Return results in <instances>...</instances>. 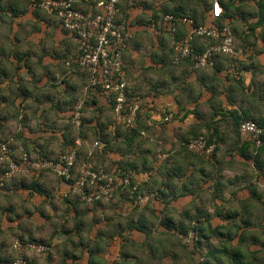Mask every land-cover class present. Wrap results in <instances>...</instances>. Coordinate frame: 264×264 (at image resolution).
Here are the masks:
<instances>
[{"label":"crops","instance_id":"crops-1","mask_svg":"<svg viewBox=\"0 0 264 264\" xmlns=\"http://www.w3.org/2000/svg\"><path fill=\"white\" fill-rule=\"evenodd\" d=\"M37 1L0 0V141L10 138L17 147L34 146L33 150L53 154L54 150L62 151L76 142L81 143V151L88 148L91 134L96 138L100 134L112 136L107 137L112 141V150L105 155L110 165L116 166L115 162L125 159L136 162V170L131 173L144 191L137 205L129 200L124 202L134 226L137 216L143 215L139 227L146 233L135 227L125 228L116 214H106L109 211L103 202L72 204L76 197L69 194L68 183L50 173L36 175L31 182L22 181L13 191L18 199L13 200L23 204L27 214L30 210L26 207L40 203L33 217L37 223H44V215L61 217L66 212L71 218L77 213L80 220L95 214L106 217L95 223L91 230L94 235L88 239L82 233L77 236L82 222L78 226L64 220L58 222L57 233L46 242L54 251L47 260L45 256L32 255L30 264H172L171 256H161L169 243L153 247L150 238L154 233L159 240L177 238L180 234L175 230L179 231L181 225L188 227L195 218L199 221L202 241L209 242L214 251L211 264L235 261L263 264L264 203L260 200L262 189L256 185L264 182L256 181L260 172L240 152L243 142L250 139L240 134V140L236 141L232 115L235 111L240 115L255 114L252 110L257 99L253 100L249 94L254 84L258 86L256 75H264V29L255 25L258 20H264V0H221V21L247 50L218 56L201 70H194L185 61L174 66L172 36L167 32L156 33L150 21L158 22L165 14L172 13L210 26L215 22L210 13L212 0H119L121 17L129 20L132 34L123 51V70L129 90L142 106L140 135H148L141 145L133 142L128 157L122 156V151L117 153L120 147L113 149L118 142L115 138L118 122L114 121L118 119L113 115L111 124L107 121L114 114L110 101L101 93L87 90L86 72L66 66V60L75 51V41L62 30L55 17L33 6ZM98 1L81 0L80 6L86 12H95ZM250 26H256L253 36ZM189 29L181 26L179 36ZM202 42H196V47ZM252 44H255L253 48ZM262 88L263 84L259 91ZM92 101L95 104H90ZM78 102L84 106L79 128L73 126L70 118L71 106ZM212 128L218 131L215 139L222 138L214 158L186 150L180 139L183 134L197 130L205 135ZM117 138L124 142L123 136ZM148 140L157 143L156 152L146 147L141 153L140 148L146 141L149 144ZM100 143L97 152L104 147ZM140 153L141 161L137 159ZM91 156L88 151L87 159ZM34 183L36 190L29 186ZM116 197L119 200L120 196ZM52 202L54 207L49 206ZM6 209L8 212L9 208ZM147 214L150 218L157 216L158 224L146 220ZM10 223L13 221L0 220V238L3 236L0 262L11 255L4 239L9 230L25 239H39L34 232L40 226L29 223L24 228V224ZM124 230L123 234L131 238H123L120 231ZM136 243L151 246L142 256L144 260L134 254ZM61 245H67L68 249L62 250ZM193 258L197 260L194 254Z\"/></svg>","mask_w":264,"mask_h":264},{"label":"built area","instance_id":"built-area-1","mask_svg":"<svg viewBox=\"0 0 264 264\" xmlns=\"http://www.w3.org/2000/svg\"><path fill=\"white\" fill-rule=\"evenodd\" d=\"M80 3L81 0H39L33 6L55 17L62 30L75 41V51L66 60V66H76L86 72L87 90L95 94L101 93L109 101H113L115 103L113 112L117 119L123 120L126 127L133 128L139 109L138 97L134 104L127 105L126 117L122 116L129 96L122 62L126 42L132 38L129 20L121 17L119 0H99L95 4V12H86ZM210 13L213 19L222 16L221 0L211 1ZM150 26L158 34L167 32L174 37L170 42V48L175 65L190 60L194 70H201L208 66L212 56H231L236 51L228 26H224L220 31L213 26L196 25L191 18L171 13L165 14L158 22L151 20ZM181 26L190 28L184 37H179ZM204 39H212L217 43L210 45L203 53H197L194 45ZM71 115L74 125L79 128L83 120V105L81 103L75 105ZM164 120L167 121L168 118ZM238 131L248 136L256 148L263 145L260 138L263 129L255 122L249 120L240 122ZM93 145L98 147L99 143L94 142ZM80 148L81 143L76 142L73 148L54 156L43 155L35 149L30 153L21 148L18 155L13 152L12 140L1 141L0 188H4L16 176L50 173L67 182L69 194L81 202L91 204L110 199L120 182L115 183L114 178L106 174L103 167L83 162L78 165L77 177L73 175ZM187 150L207 156L213 152L214 146H208L205 138L200 136L189 140ZM123 183L127 184L128 179H124ZM260 187L264 201V184H260ZM11 189L14 191L15 187ZM188 237L190 238L187 239L188 244H193L196 235L191 233ZM47 248V245L17 239L13 249L19 257L12 264H26L23 253L44 254ZM205 253L206 249H203L201 255L199 254L200 261Z\"/></svg>","mask_w":264,"mask_h":264},{"label":"trees","instance_id":"trees-1","mask_svg":"<svg viewBox=\"0 0 264 264\" xmlns=\"http://www.w3.org/2000/svg\"><path fill=\"white\" fill-rule=\"evenodd\" d=\"M174 15L175 16H180L179 14H174ZM213 20L215 22L213 24H211L210 26H213V27L217 28L220 31H221V29L224 26H228V25L224 24L221 21V17L218 18V19H213ZM195 24L196 25H200V24H197V23H195ZM201 25H204V24H201ZM255 25L256 26L257 25H261V27L264 29V20H262V19L258 20V22ZM256 26H254L253 28L251 26L249 27V30H250V33H251L250 35H252V36L254 35V29H255ZM230 32H231V30H230ZM231 34H232V32H231ZM263 34H264V31H263ZM232 36H234V35L232 34ZM181 37H184V36H181ZM173 38L174 37L172 36V39ZM233 40H234V37H233ZM246 40H247V38H246ZM262 41L264 42L263 38H262ZM216 43L217 42L213 41L212 39H204L199 48L196 47V43H195L194 46H195V50H196L197 53H203L206 49H208V47L210 45H213V44H216ZM234 45H235V43H234ZM252 45L251 46L253 48L255 46V44H252ZM245 48L246 47L239 46L238 44L235 46V50H247ZM248 48H250V47H248ZM218 56H223V55L212 56L209 59L208 66H210V64L212 63L213 59L218 57ZM185 62H188L190 65H192V61H190V60H185ZM91 99L93 100L95 98H91ZM136 99H137V96L129 90L128 100H127V103L124 105V110L122 112V116L123 117H126V115L128 113L127 105L134 104L137 101ZM90 104H95V103L92 101V102H90ZM109 105H110L111 110L113 111L115 103L113 101H110ZM83 109H84V106H83ZM141 112H142V106H141V103H140L139 104V109H138L137 114H136V119H135V122H134V126L131 129L126 127L125 122L123 120H119L118 119V123H117L116 128H115V132H116L115 138L117 140L118 136H123L124 144L126 146L125 151L123 150L124 152L122 151V153H121L122 156H125V155L130 153V150L133 148L132 147L133 142L136 141L137 138L140 135L139 133H140V130L142 129V124H141V121H140ZM230 114L232 115V113H230ZM70 118L72 119L71 115H70ZM246 120L255 122L260 128L263 129V133L260 136V138H261V140L263 142V145L260 148H256L254 143L251 142V141H249L248 143L247 142L246 143L243 142V144L240 146V149H241L240 152L243 154L245 159H250L252 161L255 169L260 172V174H258V178H257L256 181L258 182V181L262 180L264 182V118L254 119L251 115H246V114L240 115L238 113V111H235V113H233V115H232V131H233L232 134H234V137H235L236 141L240 140V137H239L240 133L238 131L239 124H240V122L246 121ZM212 129H213L212 132H210L209 130H208V133L206 132V134H207L206 137L201 132H197V130H195V131L190 132V134L189 133L183 134L180 139L183 141L184 147L187 150V144H188L189 140L194 139V138H198L200 136L204 137L208 146H210V145L214 146L213 152L211 154L207 155V156L211 157V158H214L216 156V152H217V149H218V141H222V138L220 137V138L215 139L217 137V135H218V131L215 128H212ZM97 138H98V142H102L104 144V147L101 149V152L98 151V152H96V154L93 155V156H96V158L91 156L86 162L89 163V164H92L94 166H97V167H103V169L105 170V173L110 175V176H112L114 178L115 183L116 182L117 183L120 182L118 184L117 190H115L113 193L116 194V196H120V198H122L123 200H125V201L129 200L131 203H134V204L137 205L138 201H139L138 197L140 195H142L141 193H143L142 191H144V189L142 188V186H140V184L139 185L136 184V182L133 179L132 173H131L132 171L136 170V162H134V161L133 162H129L128 159H125L124 161L115 162L116 166H113L114 164H111L109 167L105 166L104 163L107 161V158H106L105 155L112 150L111 147H112L113 144H112L111 140H108L106 137H104L101 134L98 135ZM66 144H67V142H66ZM68 144H69V142H68ZM70 145L67 146L66 148H64V150L67 151L70 148H73L75 146V143L73 145H71V146ZM138 145H141V143H137V146ZM81 149H82V146H81L79 152L81 151ZM25 150L27 152L30 151L26 147H25ZM64 150H62V152H64ZM39 152L41 154H43V155H48L44 151H42L41 149H39ZM188 152L191 153L190 151H188ZM191 154L196 155V153L195 154L191 153ZM200 155L201 154H199V156ZM94 159H95V162H94ZM79 162H80V160H79V155H78V163L74 167V171H73V175L75 177H77V174H78L77 168H78V165L80 164ZM0 173H1V171H0ZM40 175L41 174H39V176ZM124 179H128V183L127 184L123 183ZM29 186H32V189L36 190L35 187H37V184L34 183V184L29 185ZM26 187H28V186H26ZM15 190H16V188H15ZM68 199H65V201L66 202H70L69 201L70 199L69 200ZM260 200L264 203V201L262 200V194L260 195ZM101 202L102 201L94 202V203H91V205L92 204H98V203H101ZM72 204H77L78 205V204H86V203L81 202L78 198H76L75 201H72ZM134 208L136 209V206H134ZM77 215L78 214L76 213L75 219L73 221H74V224H76L78 226L79 223L82 222V220H80L79 216H77ZM141 218L143 219V215H138L137 216L136 221L138 222V224H135L136 226H134L133 223H132V220L130 218V215H129V220H131V222H129L126 227H129V226L132 227V228L135 227V229H137L138 231L146 233L145 230L142 229V227H139L141 225L142 221H143V220H141ZM154 218L156 219L157 216H154ZM198 224H199L198 218H195L194 220H192L190 222L188 227H185V226L181 225V228L179 229V231L175 230V232H179L180 236H188L190 232L194 233L196 235V239L193 240L192 251L195 254H197V258H198V260H196L197 264H211L209 261L214 256V251L210 248L209 242L202 241ZM77 231H78V229H77ZM149 233H151V231H149ZM177 238H178V235H177ZM18 239H20L23 242H31V240H26L22 236H18ZM46 245L49 246L48 243ZM95 245H97V243ZM186 248H188V247L186 246ZM92 249L96 250V247L93 246ZM203 249H206V253L204 254L203 259L200 261L198 256H199V254L201 255V251ZM13 252H15V250L12 249V253H11V255H9V258L5 259L4 261L1 260L0 263L1 264H12L19 257V254L17 252H15L16 254H13ZM89 253H90V256H91L92 251L90 250ZM32 255H34V254H32ZM23 257L25 259L26 264H30L29 260H30L31 257H28L27 254H23ZM89 264H94V263L91 262ZM231 264H242V263H239V262L235 261V262H233Z\"/></svg>","mask_w":264,"mask_h":264},{"label":"rangeland","instance_id":"rangeland-1","mask_svg":"<svg viewBox=\"0 0 264 264\" xmlns=\"http://www.w3.org/2000/svg\"><path fill=\"white\" fill-rule=\"evenodd\" d=\"M240 41L241 40H239L238 38H235L234 37L235 46L237 44L239 46H241ZM174 66H175V64H174ZM254 73L256 75V72H254ZM256 76H257V79H258V80L256 79V82L258 81L257 82L258 83V86H255V84L253 85V92H252V94H249V97L250 98L252 97L253 100H255V98L257 99L256 100L257 103L254 105V107H253L254 109L252 110L253 113H255V114H251V116L254 119H259V118H264V88H262L261 91H259V88L262 86V84H263V87H264V75H262L263 77H260V75L259 76L256 75ZM259 81H260V84H259ZM254 82H255V80H254V78H252V83H254ZM127 83H128V81H127ZM75 105H78V104H75ZM75 105H73L71 107H74ZM113 115H115V114L111 113V115H110V119L109 120H111V121L107 120L108 122H110V124L113 121L111 119V117H113ZM114 121H115V123L118 122L117 120H114ZM72 123H73V121H72ZM113 124H114V122H113ZM73 126H74V123H73ZM70 129L72 130V128H70ZM202 134H204V133H202ZM206 135L207 134L205 133L204 136L206 137ZM107 137L110 139L112 136L107 135ZM145 137H146V139L148 138V135L146 133H144V136L143 135H139V137L136 140V143H141L142 144L143 141H144V139H145ZM117 139H118V142L115 143V145L113 146V149L114 150H117L120 147V149L117 150L118 151L117 153H120L123 150L125 151L126 146H125L124 142H122V139H119V138H117ZM9 140H10V138H9ZM95 140H98V139L95 136H93V134H91L90 139H89V143H88V145H90V146H88L89 150H88V148H85L84 150H82V151L79 152V160H80L79 163H83V162H86L88 160L87 159V153H88V151H90V153L92 155L96 154V152H97L98 148L100 147V144L101 143L97 141L99 143V146L98 147H95L93 145L94 142H95ZM146 143H147V141L140 148L141 149V153L142 152L144 153V150H146V147L147 148H150V150H151L152 153L156 152V147H157L156 145H157V143H153V142L149 143V140H148V143L149 144H152V145H149V144H146ZM12 147H13V152L15 154H18V155L20 154V149L21 148L25 149L24 147L19 146V145L17 147V145H15V141H13V140H12ZM32 148H34V146ZM32 148H31V146L28 147V149L30 150V153L33 150ZM65 151L66 150H64V152ZM59 152H61V151L60 150L59 151L54 150L53 154H51V153H47V154L48 155H51V156H54V155L58 154ZM141 153L137 157V159L139 161H141V158H142L141 157ZM130 155L132 156L133 154H130ZM126 156L128 157V155H125V157ZM95 158H96V156H95ZM94 162H95V159H94ZM110 163H111V161L109 159L104 164H105V166L109 167L110 166ZM139 167H140V165H139ZM35 176H36L35 174L34 175L28 174L26 176H22L23 178L21 176H16V178H14L11 182L7 183L4 188L0 189V199H2V200H0V209H1L0 210V220L4 218L5 220H8V221L11 220V221H13V223H17L18 225L24 224V228H26L25 225L26 224H29V223L32 224L35 227L40 226L37 229V232H34V233H36V236L39 237V239H35V241L31 240V242L32 243L34 242V243L40 244V245L41 244L46 245L47 244L46 242L48 240H51L54 237V235L57 233V231H58V229H57V223L58 222H59L58 224H60V222L62 220H64L63 221L64 223H70V222H73L74 223L73 220L75 219V217L74 218L69 217V213L68 212H66L65 215H61V217L58 216V215H56L55 217L54 216H50V215L49 216L48 215H44L43 216L40 213V215L43 216V217L42 216L41 217L44 220V223L43 224H40V223H37L36 222V219L35 218H33L34 215H35V212L37 210L35 208L40 207V205H41L40 203H37V205H35L36 207H33V205H30L31 207L30 206L29 207H26V209L30 210L28 212V214H27L26 213L27 210L26 211L24 210L23 204L22 205H19L18 203H16L13 200V198L14 199H18V195L15 194V192H13L11 188L14 186L17 189V188L20 187L19 185L22 183V181L23 182H31L30 180H33V178H35ZM257 186L259 187V189L261 188L260 187V184H257ZM55 201H59L60 203L62 202L59 199H56ZM124 201L125 200H123L122 198H119V200H118L117 197H116V194H114V193H113V195H112V197L110 199H108V200H102V202L107 205L106 208H108L107 210L109 211V213H106V214H112L113 213L114 216L116 214L117 219L118 220L120 219L119 220V223L122 224L123 226H125V228H126V226L128 225V223L131 222L132 218H131V220H129V215L131 217V212L128 211V209H127V203H126L127 201L126 202H124ZM54 204L55 203L52 202V203L49 204V206H53L54 207ZM81 205H91V204H81ZM6 208H9V211L8 212H6V210H8ZM43 208L45 209V206ZM93 214H95V213H93ZM147 215L148 216H145V219L146 220L148 219L151 222H154V224L155 223L158 224L159 220L157 221L154 217L151 216V218H150L149 217V214H147ZM105 217H106V215L100 216V215H96L95 214L92 217H89L88 216L87 218H83L82 223L84 225L82 227H80L79 230L77 231V236L79 237V234L82 233V234L85 235L84 236L85 239L91 238L94 235V233L91 232V230L95 226V223H98L99 220H101V219L103 221V219H105ZM13 223H10V224H13ZM132 223L134 224L133 220H132ZM136 224H138V222ZM142 224H143V222H142ZM24 228L19 227L20 230H26ZM121 232H122V234L123 233L125 234L126 233V230L121 231ZM153 233L154 232L151 231V234H153ZM191 233L192 232H190L189 234H191ZM124 234H123V238L124 239H129V237L131 238V235H124ZM155 235L157 237V234L154 233L153 236L150 238V241H151L150 244H151V246L154 247L155 245L158 244V246L160 247V246H163V244L169 243V245H167V248L164 249L161 252V256H166V255L171 256V258L173 259L172 264H197V262L194 261V258H193V254H194V256L195 255L197 256V254H195L192 251V244H188L189 243V240H187L189 238L188 236H180L179 235L178 238H174V237L170 236L169 238H167L165 240L164 239L159 240L158 237L156 239ZM142 238H144V237L142 236ZM2 239H3V236L0 238V241ZM4 239L7 240L8 248H9V250L12 253L13 245H14L15 241L18 239V234L15 233V232H11V230H9L6 233V237ZM26 240H30V239H26ZM144 245L145 244H141L140 245V243H136V245H134L135 246V248H134V254H135V256L137 258L143 259L142 256L144 254H147L148 251H150L151 246L149 247L148 245H146V246H144ZM186 246L188 248H186ZM47 247H48L47 248V251L44 254H38V253H32V252H25L23 254H27L28 257H31L32 254L38 255V256L39 255L40 256L42 255V256H45V260H47V256H50L51 255V252L54 251V248H51L50 246H47ZM61 247H62V250H67L68 249V246L67 245H63V246L61 245ZM155 249L158 251V248H155ZM13 254H16V253L13 252ZM174 254H177V258H174L175 257ZM197 260H198V258H197ZM152 264H161V263H152ZM162 264H169V263L164 262Z\"/></svg>","mask_w":264,"mask_h":264}]
</instances>
